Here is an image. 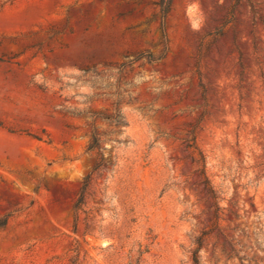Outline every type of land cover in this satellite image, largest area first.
<instances>
[{"label":"rangeland","instance_id":"374dc122","mask_svg":"<svg viewBox=\"0 0 264 264\" xmlns=\"http://www.w3.org/2000/svg\"><path fill=\"white\" fill-rule=\"evenodd\" d=\"M0 0V264H264V0Z\"/></svg>","mask_w":264,"mask_h":264},{"label":"trees","instance_id":"16d2710c","mask_svg":"<svg viewBox=\"0 0 264 264\" xmlns=\"http://www.w3.org/2000/svg\"><path fill=\"white\" fill-rule=\"evenodd\" d=\"M170 4V0H161L160 6L162 8V11L165 12Z\"/></svg>","mask_w":264,"mask_h":264}]
</instances>
